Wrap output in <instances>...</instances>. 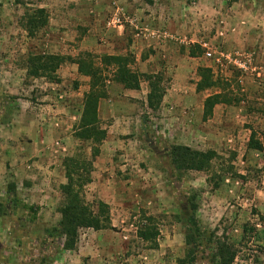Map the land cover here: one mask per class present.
<instances>
[{
	"label": "rangeland",
	"instance_id": "1",
	"mask_svg": "<svg viewBox=\"0 0 264 264\" xmlns=\"http://www.w3.org/2000/svg\"><path fill=\"white\" fill-rule=\"evenodd\" d=\"M36 8L48 25L28 38L22 17ZM116 15L121 30L110 24ZM85 54L96 67L128 55L141 83L125 90L103 69L98 118L106 137L83 194L109 206L112 230L82 229L66 252L58 228L63 161L91 159L90 143L76 137L89 79L72 61ZM32 55L70 60L53 80L35 79L27 76ZM157 75L166 92L153 112L146 80ZM216 94L225 104L203 120L204 101ZM11 120L0 151L11 149L15 164L0 185V264H177L192 208L195 264H218L217 240L234 247L233 264H264V0H0V122ZM252 134L261 151L249 149ZM173 145L214 151V181L176 171ZM149 224L155 249L138 237Z\"/></svg>",
	"mask_w": 264,
	"mask_h": 264
},
{
	"label": "trees",
	"instance_id": "2",
	"mask_svg": "<svg viewBox=\"0 0 264 264\" xmlns=\"http://www.w3.org/2000/svg\"><path fill=\"white\" fill-rule=\"evenodd\" d=\"M47 25L48 15L44 9H28L22 17V27L28 38L35 37ZM67 60L70 59L55 55H32L26 62L27 76L53 80L57 70ZM132 62L128 55L109 56L102 59L100 64L103 67H96L87 54L72 61L77 66L78 73L89 79V89L83 97L76 137L90 143L91 159L73 157L63 161L66 184L60 188L63 202L58 210L60 214L58 228L63 238V251L70 252L76 248L78 233L82 229H91L94 232L112 230L109 206L102 202H98L95 206L90 205L85 201L83 191L91 181L92 162L99 154L98 146L106 137V132L99 127L98 118L99 102L106 97L103 69L111 68L113 70L112 82L121 85L125 90L139 91L141 75L130 69ZM203 72L209 71L204 70ZM146 81L148 82L146 105L150 111L154 112L160 108L166 90L162 87V78L158 75L151 76ZM218 104H225V99L220 94L206 98L203 104V120H207L212 115L213 108ZM248 147L255 151L262 150L261 143L254 140L253 134ZM168 156L176 171L209 173L211 174L210 182L214 181L212 174H217L214 172V164L219 160L214 151L202 152L185 146L173 145L168 150ZM224 174H228V170L222 175L225 176ZM213 186L217 188L218 184L214 183ZM195 211V208L191 209L192 214ZM192 214L186 220L185 255L177 261V264H195L196 262L199 227ZM138 237L142 242L150 244L152 249L157 248V231L150 224L138 231ZM216 247L218 264H233L236 256L234 247L222 240H217Z\"/></svg>",
	"mask_w": 264,
	"mask_h": 264
},
{
	"label": "crops",
	"instance_id": "3",
	"mask_svg": "<svg viewBox=\"0 0 264 264\" xmlns=\"http://www.w3.org/2000/svg\"><path fill=\"white\" fill-rule=\"evenodd\" d=\"M121 29H122V27H118V30H121ZM132 94H133L132 92H128V93L125 92V95L132 96ZM145 98H146V93H145ZM145 102H146V100H145ZM145 107L147 108V105H145ZM28 118H29L28 115L23 117L24 123L27 122ZM7 122L8 123L0 122V151H1V146H2L1 141H3V138H5L4 140H6L7 138H10V135L12 136L13 131H14V128H13L14 121L11 120V121H7ZM36 144L37 143L35 141H33L32 145L34 147ZM10 151H11V149H10ZM10 151H6L7 155H5V156H1V152H0V185L2 184V179L5 178L4 176L7 172V168L11 169V167L15 165L14 161L11 159ZM23 164L24 163H22V165ZM0 189H1V187H0Z\"/></svg>",
	"mask_w": 264,
	"mask_h": 264
},
{
	"label": "built area",
	"instance_id": "4",
	"mask_svg": "<svg viewBox=\"0 0 264 264\" xmlns=\"http://www.w3.org/2000/svg\"><path fill=\"white\" fill-rule=\"evenodd\" d=\"M112 26L114 27H121L122 24H121V19L119 16H114L111 20V23H110ZM207 57H210V54H207Z\"/></svg>",
	"mask_w": 264,
	"mask_h": 264
}]
</instances>
